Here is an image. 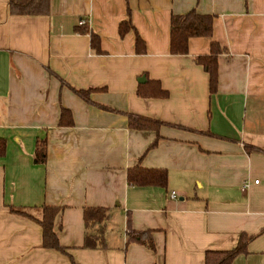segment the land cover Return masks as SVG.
<instances>
[{"label": "crops", "instance_id": "crops-1", "mask_svg": "<svg viewBox=\"0 0 264 264\" xmlns=\"http://www.w3.org/2000/svg\"><path fill=\"white\" fill-rule=\"evenodd\" d=\"M194 9L214 15L213 35L173 54L172 16ZM128 19L136 29L121 36ZM213 43L215 93L198 61ZM131 115L159 131L131 127ZM0 138V264H205L242 233L254 238L233 264H264V0H51L49 15H13L0 0ZM137 165L166 169L168 183L130 184ZM43 205L61 208L68 254L43 246ZM88 207L109 211L99 247H84L99 229L86 228Z\"/></svg>", "mask_w": 264, "mask_h": 264}, {"label": "trees", "instance_id": "trees-1", "mask_svg": "<svg viewBox=\"0 0 264 264\" xmlns=\"http://www.w3.org/2000/svg\"><path fill=\"white\" fill-rule=\"evenodd\" d=\"M50 7L51 0H9V10L13 15H49ZM213 21L214 15L201 14L195 9L185 14H174L171 20V52L173 54L187 53L188 41L191 37H211L213 35ZM131 29H136L132 24L131 19L121 22L119 27L120 35L124 36ZM91 36L93 46L99 50V36L96 33H92ZM212 47L213 54L210 56L199 57L198 61L202 63L210 73V91L211 93H215L218 87L217 52L220 48L217 43H213ZM136 50L138 53L146 52V43L138 31H136ZM78 93L83 98L89 99V91L79 90ZM70 117V111L63 108L60 123L62 125H71L73 121ZM161 123L162 122L160 121L144 116H130V126L135 129H152L158 132ZM159 140L160 136L158 135L150 148L157 146ZM46 143V140L38 142L35 157L36 162L38 163H45L47 160ZM6 147L7 141L4 138H0V156L5 153ZM128 181L130 184L138 186H166L168 183V172L166 169L162 168H144L137 165L128 170ZM42 208L43 217L39 220V223L43 228V246L68 254L69 252L61 244L54 229L55 218L61 208L49 205H43ZM108 218L109 211L106 208L88 207L84 209L86 228L89 229L95 225H99V229L96 230L95 233H90L89 231L86 232L84 247L94 248L104 245L105 223ZM129 237L132 241L145 243L150 248L155 249V243L149 231L132 230L129 233ZM253 238L254 236H248L246 233H242L237 246L232 249L207 250L205 253V264H233L238 255L244 254L248 251V244Z\"/></svg>", "mask_w": 264, "mask_h": 264}, {"label": "built area", "instance_id": "built-area-1", "mask_svg": "<svg viewBox=\"0 0 264 264\" xmlns=\"http://www.w3.org/2000/svg\"><path fill=\"white\" fill-rule=\"evenodd\" d=\"M86 24V20L85 19H81L80 21V25H85ZM255 182H259V181H255ZM251 181H246L243 185H242V190L245 191L247 188H249L251 186ZM172 196L175 197L176 193L172 192Z\"/></svg>", "mask_w": 264, "mask_h": 264}, {"label": "water", "instance_id": "water-1", "mask_svg": "<svg viewBox=\"0 0 264 264\" xmlns=\"http://www.w3.org/2000/svg\"><path fill=\"white\" fill-rule=\"evenodd\" d=\"M145 80V77H141L140 79H139V81H144Z\"/></svg>", "mask_w": 264, "mask_h": 264}]
</instances>
